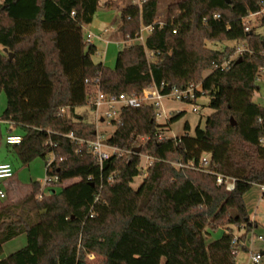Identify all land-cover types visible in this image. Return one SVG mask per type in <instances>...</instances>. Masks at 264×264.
Listing matches in <instances>:
<instances>
[{
    "label": "trees",
    "instance_id": "obj_1",
    "mask_svg": "<svg viewBox=\"0 0 264 264\" xmlns=\"http://www.w3.org/2000/svg\"><path fill=\"white\" fill-rule=\"evenodd\" d=\"M103 1L110 6L116 0H0V46L14 55L9 60L0 51V93L7 96L0 119L24 129L22 142L9 146L23 164L53 155L46 174L57 175L60 184L77 179L41 198V183L33 181L27 197L0 207V264H91L90 255L101 257V264H238L235 229L245 230L238 239L246 242L257 227L244 195L264 184V106L255 100L264 36L253 20L245 22L264 0H176L145 46L124 43L114 68L93 59L96 47L84 32ZM159 5L145 0L121 10L118 31L125 41L157 21ZM257 18L264 25V17ZM227 40L243 42L246 50L232 58L237 47L207 44ZM146 49L158 52L154 61ZM230 58L227 68L214 67ZM96 79L109 96L194 84L197 96L211 97L212 113L194 134L160 140L185 112L159 124L152 105L124 106L107 140L126 154L101 166L86 143L66 136L97 138L95 121L77 112L90 105ZM137 135L150 137L140 152ZM206 153L214 171L235 178L233 190L212 173L172 164L198 163ZM142 154L155 160L134 188ZM208 228L223 232L208 238ZM22 234L27 245L2 257L4 245Z\"/></svg>",
    "mask_w": 264,
    "mask_h": 264
},
{
    "label": "rangeland",
    "instance_id": "obj_2",
    "mask_svg": "<svg viewBox=\"0 0 264 264\" xmlns=\"http://www.w3.org/2000/svg\"><path fill=\"white\" fill-rule=\"evenodd\" d=\"M119 0H116L114 2H118ZM176 0H160V5H159V17L157 21H163L165 22V16L167 14V10L169 5L172 2H175ZM138 3L139 0H125L126 4H131V3ZM114 11L109 12V19L104 21V23L101 24V28H110L111 30H114V37L117 40H121L122 42H118L115 40H112L108 46L106 43H102L98 40H96V44L99 45V49L101 50H106V54H94L93 59L96 62H102L105 66L114 68L117 62V54L118 52L124 47V38L118 31V27L120 25V22L117 24V21L120 20V15L114 14ZM114 17V18H113ZM113 18V19H112ZM257 18V17H256ZM252 25H257L255 27V31L257 33H260L264 36V25H258L259 24V18L253 19ZM84 32L86 33V29L84 28ZM87 36V35H86ZM145 36H148V33H145ZM128 44H134V42H128ZM210 48L216 49V50H223L226 47H237L242 48L244 46L243 42H237L234 40H227L224 42H208L207 43ZM0 51H4V49L0 46ZM237 52V51H236ZM234 53L232 56L233 58L236 57L238 54ZM209 69L205 71V74L209 73ZM199 87V86H198ZM263 93V98H264V86H261L260 91H256L255 93V100L259 103H261L264 106V101L261 99V96L258 95V93ZM211 97L208 95H202L198 98L196 102V106H198L199 110L194 111L193 110V103L192 102H187V101H178L174 99H166L164 100V106L165 109L170 112V116H173L179 112H185L184 115L175 123L169 126V130H167L163 135H166L167 137H173L176 136H181L183 134H194L195 128L200 125L201 127L205 126V122L207 117L212 113V109L209 107ZM7 107V96L4 92L0 93V116L3 114ZM104 108H102L103 110ZM77 112L81 113L86 119L90 121H95L96 125V130L97 134H99L103 139H109L112 134L116 131L117 126L113 122L111 118H106L105 121L101 122H96V117L94 111H92L90 105H85V106H80L77 107ZM169 119H163L160 118L159 120H156L159 124H165L168 122ZM189 123L190 125V130L185 129V124ZM2 125V131H3V139L0 142V161L5 160L10 162L15 170V176L14 178H18L22 183L25 185L31 184L33 181H39L41 183V189L42 186L44 185L43 180L46 176V161L49 158H53V155L48 156L46 159H43L41 157H37L34 160H32L29 164H23L13 151L12 146H9L6 141H5V136L9 133V129H12L13 133H19V134H24V129L22 127H10V124L6 123L5 121H1ZM143 135H137L136 136V141L135 145L136 147H143L144 141H143ZM106 150L110 151L108 147H105ZM123 154H126V151L124 150L122 152ZM142 157V156H141ZM175 162H172L174 164ZM76 179H72L71 181H75ZM144 180V177H142V174L138 175L135 177L134 182L132 183V186L134 188H138ZM67 183L63 184H58L56 185L53 189L55 191H60L63 186H66ZM15 190V193H9L7 188L6 190V198L0 199V207L5 204L9 203H14L17 201H20L27 197L32 189L24 192L22 189L21 190H16L15 187L11 186L9 189ZM50 190L48 188L45 189V192H49ZM49 194H44V196H47ZM39 198H41L39 196ZM244 200L246 202L248 212L250 217H256L258 222L264 226V195L262 190L260 189L259 186L255 185L253 188H251L245 195H244ZM254 222V221H253ZM209 234L208 238H217L220 236L223 232V228H219L217 231H212L210 228H208ZM212 231V232H211ZM253 237V234L251 233L249 235L248 239H251ZM21 240H23V245H21ZM27 235L23 234L21 238H17L14 242H10L7 245H4V252L3 255L6 257L17 250L25 247L27 245ZM264 244V242H263ZM244 254H240L238 256V261H240L243 258ZM93 258H89L91 264H101V257H96L94 260H91Z\"/></svg>",
    "mask_w": 264,
    "mask_h": 264
},
{
    "label": "built area",
    "instance_id": "obj_3",
    "mask_svg": "<svg viewBox=\"0 0 264 264\" xmlns=\"http://www.w3.org/2000/svg\"><path fill=\"white\" fill-rule=\"evenodd\" d=\"M141 1L144 2L145 0H139L140 3ZM72 14H75V12H73ZM257 16L264 17V4L260 11L255 12V13H250L246 17L245 22L250 23ZM214 18L219 19L220 14H214ZM156 24H158L159 26H163L165 22L155 21L154 23L150 25L143 26L133 38H129L127 41L124 40L123 42L124 43L134 42V44L141 43L145 46L146 38H147L145 36V33H148V35L152 33ZM174 32H176V30H174ZM91 37H92L91 34H88L86 36V39L88 42H90ZM245 50L246 48L245 46H243L242 48H238L236 53L240 54ZM96 53L100 54L99 51H96ZM146 55H147L148 61L151 62L157 58L158 52L154 50L146 49ZM232 58L225 60L221 64H216L214 67L225 69L231 64ZM95 84H96V90L94 92V95L90 98V105L94 108L96 122L105 121L106 118L108 117V118H111L114 123H119L120 122V111L122 107L124 106L140 107L145 104L152 105L154 107L155 113H156V120H159L160 118L169 119L170 112H168L164 106V100L166 99H174L178 101L192 102L193 110L194 111L199 110L198 106H196V102L199 98V96H197V90L199 89V87L194 84L186 88L172 87L166 93H163L162 89L158 88L156 85H150L144 88L140 95L121 93L118 96H109V95L104 94L99 88V79L95 80ZM256 84L258 88H261V86H264V67L259 68V72L256 77ZM162 86H164V84ZM102 108L104 109L102 110ZM61 112L66 113L67 107L61 108ZM1 121L2 120L0 119V122ZM260 121L263 122L264 119L262 118L260 119ZM5 122L8 123L7 121ZM10 127H12V124H10ZM163 134L164 133L159 135L160 140H163L167 137L166 135H163ZM66 136L72 139V141H77L79 143H86L90 151L94 154L97 162L101 166L112 155L121 154L123 152V150L119 148L118 146L109 145L108 141L103 139L99 134H97V138L95 140L79 139L73 133H69ZM142 138H143V141L146 142L150 137L143 136ZM174 138L176 139L177 137L174 136ZM22 140H23V135L15 134L10 130H9V133L5 136V141L8 145L20 144ZM259 141L264 147V136L260 137ZM105 147H108L110 151L106 150ZM54 159H55L54 156L53 158H49L47 160V165L49 166L54 161ZM154 160L155 159L152 156L147 155V154H142V165H141L142 177L147 176L148 168L149 166L152 165ZM174 165H176L177 167L192 168V169H197L200 171L212 173L216 176V181L219 185L225 186V188L229 191L235 188V182H236L235 178L225 176L224 174L213 170V166L211 164L210 153L204 154L200 158L198 163H196L193 160L188 161V162L178 161V162H175ZM210 166H211V169H209ZM14 174H15V170H14L13 165L10 162H0V199L1 200L6 198L7 196L3 183L4 181L12 178ZM114 179H115L114 175H112L109 178L110 181H114ZM43 183L44 185L42 186V190L39 195L40 197H42L44 194H50V191L56 185L60 184V180L57 175L46 174L43 180ZM259 187L262 190L263 195H264V184L259 185ZM46 188L50 190L47 193L45 192ZM258 238L260 240H264V236H259ZM234 243L237 245V247L234 248L233 253L237 255L239 251L242 250L241 247L245 245V242L239 241L238 236H235ZM249 254H250L251 264H262L263 258H264L262 253L250 251ZM90 258H93V255H90Z\"/></svg>",
    "mask_w": 264,
    "mask_h": 264
},
{
    "label": "crops",
    "instance_id": "obj_4",
    "mask_svg": "<svg viewBox=\"0 0 264 264\" xmlns=\"http://www.w3.org/2000/svg\"><path fill=\"white\" fill-rule=\"evenodd\" d=\"M105 3H106L105 1H103L101 3L100 7L98 8L97 12L94 15L93 21L91 23H89V24L84 25V28L86 29V33L85 34L86 35H88V34H91L92 35L91 40H90V43H92L93 45H95L96 51H99L100 54H102V53L103 54H106V50L99 49V45L96 44V42H95L96 40H98V41H100L102 43L103 42L106 43L107 46H108V44H110V42L112 40L121 42V40H117L114 37V30L115 29L114 30H111L108 27L102 29L101 28V24L104 23V21L107 18H109V15L108 14H109L110 11H114L115 12L114 14H116V15L118 14V15L121 16V10L125 6L129 5V4H126L125 3V0H119L118 2H114L113 1L110 6H106ZM107 20L110 21L109 19H107ZM119 22H120V20L117 21V24ZM260 89L261 88H258V91H260ZM258 95L261 96V99L264 101L263 93L260 92V93H258ZM16 134H19V133H16ZM20 135H23V134H20ZM105 140H107V139H105ZM0 162H8V161L2 160ZM14 176H15V174H14ZM14 176L12 178L4 181V183H3L4 188H7V190H8L9 193H12V194L15 193L14 188L13 189H9L11 186L15 187L16 190H18V191L22 189L24 192L32 189V184L25 185L17 177L14 178ZM71 180L72 179L67 180V181H65L63 183H67L68 182L69 184H71V183L77 181V179L75 181H71ZM69 184H67V185H69ZM251 220L257 223V227L252 232L253 237L251 239H248L245 242V247L246 248L240 250L239 253L237 254L236 261H237L238 264H251V262H250V254H249L250 251L260 252L264 256V244H263L264 240H260L258 238L259 236H264V226H262L258 222V220H257V218L255 216L254 217H251ZM244 232H245V230L243 228L242 229H240V228L239 229L238 228L235 229V235L236 236H241V235L244 234ZM22 235H20V236L14 238V239L8 241L5 245L9 244L10 242H14L15 240H17V238H21ZM22 241L23 240H21V243H20L21 245H23V242ZM240 254H244V255H243V258L240 261H238V256ZM2 257H5V256L2 255ZM262 264H264V258H263Z\"/></svg>",
    "mask_w": 264,
    "mask_h": 264
},
{
    "label": "water",
    "instance_id": "obj_5",
    "mask_svg": "<svg viewBox=\"0 0 264 264\" xmlns=\"http://www.w3.org/2000/svg\"><path fill=\"white\" fill-rule=\"evenodd\" d=\"M4 52H6L7 54H8V56H9V60H12V58H13V53L12 52H9L8 51V49L7 48H5L4 49ZM142 150V148L141 147H138L137 149H136V151H138V152H140ZM209 169H211V166L209 167ZM56 191L54 190V189H52L51 191H50V194H53V193H55Z\"/></svg>",
    "mask_w": 264,
    "mask_h": 264
}]
</instances>
